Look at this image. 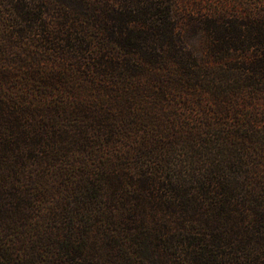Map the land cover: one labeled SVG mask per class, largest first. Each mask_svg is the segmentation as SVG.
I'll return each mask as SVG.
<instances>
[{"label": "trees", "instance_id": "obj_1", "mask_svg": "<svg viewBox=\"0 0 264 264\" xmlns=\"http://www.w3.org/2000/svg\"><path fill=\"white\" fill-rule=\"evenodd\" d=\"M90 1L0 0V264H264V0Z\"/></svg>", "mask_w": 264, "mask_h": 264}, {"label": "rangeland", "instance_id": "obj_2", "mask_svg": "<svg viewBox=\"0 0 264 264\" xmlns=\"http://www.w3.org/2000/svg\"><path fill=\"white\" fill-rule=\"evenodd\" d=\"M90 3L92 6H88V12L86 15L82 16L83 19L88 21V27L93 32H97L98 28L101 26V24H104L103 20L106 19V15L104 13V10L101 8V3L98 2V0H91ZM92 33V32H90ZM94 35L97 33H93ZM97 36V35H96ZM98 47L100 44L97 45ZM57 190V189H56ZM57 192V191H56ZM99 252V253H98ZM97 254H102L105 259H107L105 256L107 253H103V251H98Z\"/></svg>", "mask_w": 264, "mask_h": 264}]
</instances>
